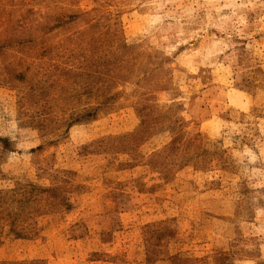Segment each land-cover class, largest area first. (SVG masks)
Listing matches in <instances>:
<instances>
[{
	"label": "rangeland",
	"instance_id": "1",
	"mask_svg": "<svg viewBox=\"0 0 264 264\" xmlns=\"http://www.w3.org/2000/svg\"><path fill=\"white\" fill-rule=\"evenodd\" d=\"M0 264H264V0H0Z\"/></svg>",
	"mask_w": 264,
	"mask_h": 264
}]
</instances>
